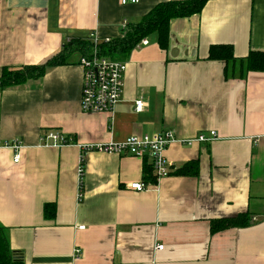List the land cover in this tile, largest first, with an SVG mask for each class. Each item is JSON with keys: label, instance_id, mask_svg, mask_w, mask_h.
Here are the masks:
<instances>
[{"label": "crops", "instance_id": "obj_1", "mask_svg": "<svg viewBox=\"0 0 264 264\" xmlns=\"http://www.w3.org/2000/svg\"><path fill=\"white\" fill-rule=\"evenodd\" d=\"M167 1L180 0H0V75L45 63L72 38L118 39ZM147 42L122 59L124 90L111 116L81 111L78 54L0 89V140L22 145L17 164L0 151V226L24 264H264V72L243 77L241 62L206 60L211 45H231L239 60L264 52V0H211L170 22L168 50ZM168 130L178 140L218 138L170 144L171 173L154 184L142 159L81 150ZM49 132L72 143L54 147ZM191 162L195 175L175 173ZM239 216L247 226L211 233L212 222Z\"/></svg>", "mask_w": 264, "mask_h": 264}, {"label": "trees", "instance_id": "obj_2", "mask_svg": "<svg viewBox=\"0 0 264 264\" xmlns=\"http://www.w3.org/2000/svg\"><path fill=\"white\" fill-rule=\"evenodd\" d=\"M209 1L211 0L162 2L149 11L140 22L130 25L121 37L111 40L110 43H101L97 48L98 55L122 61L142 40L148 39L153 34L156 36L157 46L161 50H168L170 22L174 19L188 18L199 14ZM92 49L93 45L89 38H72L68 40L59 53L43 64L23 66L16 69L3 68L0 75V89L20 86L28 80L39 79L48 69L69 64L72 56L76 54L80 57H89L92 54ZM206 60L220 61L226 64L236 61L241 62L244 67L243 77L247 72H264V52L251 51L245 58L239 60L235 57L231 45H211ZM144 162L145 181L154 184L152 166L147 161ZM196 167V162L187 163L175 173L182 176L195 175L197 173ZM192 169L195 172H191ZM43 211L46 219L54 218V205L46 204ZM248 220V218L244 219L239 216L214 221L211 223L210 231L215 233L229 228L245 227L249 223ZM15 254L16 252L10 250L6 231L0 226V264H24L23 260Z\"/></svg>", "mask_w": 264, "mask_h": 264}, {"label": "built area", "instance_id": "obj_3", "mask_svg": "<svg viewBox=\"0 0 264 264\" xmlns=\"http://www.w3.org/2000/svg\"><path fill=\"white\" fill-rule=\"evenodd\" d=\"M121 5L137 4L139 0H119ZM128 23L123 21L122 30H125ZM93 45L92 54L89 57H80L79 65L82 67V88L80 98V109L85 114H107L112 115L116 105L120 102L124 90V74L126 64L121 60H112L98 55L97 48L101 43H110V39H98L95 35L89 37ZM148 42L142 40L137 47L145 46ZM136 110L141 111L145 105L142 100L135 103ZM218 138L215 131H210L209 137L200 134L195 138L178 140L172 130L154 133L152 135L130 136L122 142H108L100 144H88L81 147L83 153L98 152L103 154L129 155L152 166L153 175L156 179L167 177L171 173V163L165 156L167 147L172 143H181L191 146L196 142H213ZM45 140L50 141L52 146L61 147L69 145L72 141L58 132H49ZM22 145L19 141H1V149H9L13 154L12 162H19V152ZM84 159H81L78 167L79 190L83 183ZM146 188L143 183H133L130 189L140 192ZM82 228V227H81ZM163 245L156 246V251L163 250ZM75 258L81 253L78 249L74 252Z\"/></svg>", "mask_w": 264, "mask_h": 264}, {"label": "rangeland", "instance_id": "obj_4", "mask_svg": "<svg viewBox=\"0 0 264 264\" xmlns=\"http://www.w3.org/2000/svg\"><path fill=\"white\" fill-rule=\"evenodd\" d=\"M154 39H156V36L153 34V35H150L147 40L152 41Z\"/></svg>", "mask_w": 264, "mask_h": 264}, {"label": "water", "instance_id": "obj_5", "mask_svg": "<svg viewBox=\"0 0 264 264\" xmlns=\"http://www.w3.org/2000/svg\"><path fill=\"white\" fill-rule=\"evenodd\" d=\"M175 53H176L175 49L172 50V51H171V56H172V57H175ZM18 255H19V254H15V256H17V257H18ZM19 258H20V257H19Z\"/></svg>", "mask_w": 264, "mask_h": 264}]
</instances>
